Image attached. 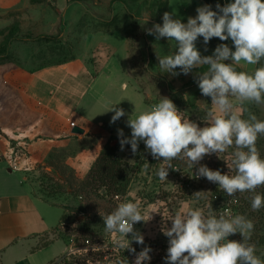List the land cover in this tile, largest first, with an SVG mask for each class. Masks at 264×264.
Returning a JSON list of instances; mask_svg holds the SVG:
<instances>
[{
  "label": "clouds",
  "instance_id": "1",
  "mask_svg": "<svg viewBox=\"0 0 264 264\" xmlns=\"http://www.w3.org/2000/svg\"><path fill=\"white\" fill-rule=\"evenodd\" d=\"M197 15L189 17L187 23L174 19L173 13L163 14V23L146 29L148 35L157 40L167 38L175 41L176 51L171 55L159 56V68L173 75H188L193 69L199 71L196 82L201 94L211 98L203 121L205 126L185 116L168 97L133 114L127 121L131 136L125 137L118 129L120 149L130 144L135 154L139 142L156 160H161L156 175L167 180L168 170L175 169L172 161L186 162L189 169L200 165L205 156L229 153L228 173L222 174L207 165H200L195 178H206L218 185L219 190L229 197L237 193H253L251 208H264V195L256 190L264 186V157L257 148L259 137L264 136V120L249 110L246 105H264V0H229L224 6L216 4V10L205 4L197 7ZM147 18L144 22H148ZM202 37L205 45L213 38L220 41L231 39L233 47L218 44L212 55L204 56L196 42ZM207 51V48H205ZM230 61V62H226ZM251 65V71L238 70L240 66ZM179 68L180 73L174 70ZM113 104L110 123H115L126 113ZM147 166V165H146ZM201 198V192L194 194ZM205 213L201 208H190L171 216V227H164L168 238L166 264H264L257 255L255 244L249 243L254 230L253 222L243 214H217L211 209ZM105 231L115 233L123 239L118 247L129 249L131 239L143 244V236L134 230V224L147 221L138 202L125 200L109 214L102 216ZM239 233L242 241L229 239ZM150 248L145 247L136 255L135 264L149 261ZM120 264H128L126 259Z\"/></svg>",
  "mask_w": 264,
  "mask_h": 264
},
{
  "label": "crops",
  "instance_id": "2",
  "mask_svg": "<svg viewBox=\"0 0 264 264\" xmlns=\"http://www.w3.org/2000/svg\"><path fill=\"white\" fill-rule=\"evenodd\" d=\"M33 1L0 0V27L8 26L7 14L29 7ZM73 1L53 0V4L59 13H66L73 11ZM228 2L167 0V12L187 23L190 16L197 15V7L208 4L216 10V4L224 6ZM46 22V27H55L57 18L49 17ZM113 37L117 36L93 34L88 39V43L104 44L93 64L82 55L36 68L14 59L0 62V264H58L67 253V245L56 233L68 211L63 204L44 199L32 177L50 168L52 176L61 183L62 169L75 171L84 179L104 147L112 138H119L118 129L130 137L127 121L134 110L133 118L152 105L139 93L138 74L132 66L127 39L119 35L115 43ZM19 43L13 45V51L22 47ZM221 43L233 47L231 39L213 38L205 45L202 37L196 46L207 56ZM258 66L242 64L239 69L251 71ZM151 86L145 89L148 93L154 91ZM124 89L133 90L127 100L119 94ZM116 103L126 115L110 123L114 113L106 111ZM261 109L264 115V105ZM18 146H25L29 159L23 158L22 168L13 169L5 156ZM117 154L123 160H134L126 144ZM26 165L28 171L23 169Z\"/></svg>",
  "mask_w": 264,
  "mask_h": 264
},
{
  "label": "rangeland",
  "instance_id": "3",
  "mask_svg": "<svg viewBox=\"0 0 264 264\" xmlns=\"http://www.w3.org/2000/svg\"><path fill=\"white\" fill-rule=\"evenodd\" d=\"M72 8L73 11L59 13L53 0H34L29 7L7 14L8 26L0 27V59L3 61L14 59L21 64L36 68L64 63L82 55L88 63L93 64L98 59L97 55L101 53L104 44L88 43L91 35L115 34L117 36L113 37L115 43L118 42L116 39L119 35H123L127 39L132 66L138 74V84L141 88L139 93L146 98L145 101L155 104L162 97H168L190 120L201 127L205 126L203 117L210 107L211 98L201 94L196 75L199 71L206 70L207 66H203L200 70L193 69L188 75L180 73L179 68L174 70L180 73L178 75L162 72L158 66V55L163 57L173 54L176 51L175 41H169L167 38L157 40L154 35H148L146 32V29L152 28L154 24L162 25L163 14L167 12V0H75ZM36 9L39 10L36 12L37 15L34 12ZM37 17H41L42 21L40 22ZM49 17L57 18L55 27H46V20ZM147 18H149L148 22L144 24ZM15 43L22 44L16 52L12 50ZM177 80L180 82L177 83ZM149 84L154 88L152 93L145 90ZM177 88L180 91H177ZM132 92V89H124L119 94L123 100H127ZM137 99L141 101L140 98ZM246 107L258 119L264 120L262 106L246 105ZM127 134L131 136V130ZM257 148L264 157V136L259 137ZM142 154L145 158L139 160V163L135 154L134 160L129 161L132 165L130 171L132 180L127 194H120L119 198L107 195L104 188L93 189L85 186L86 177L82 179L72 170H60L64 183L55 180L50 168L41 170L32 179L38 183V191L44 199L54 204H63L66 210L69 209L67 215H70L69 212L79 210L86 212L84 221H79L67 230H63L66 235H71L75 239L78 234L75 231L81 229L87 231L86 234L96 235L97 238L93 239H98L97 241L108 239L118 245V241L123 238L105 231L102 216L111 213L122 201L138 202L145 219L151 216L149 220L138 223L137 232L143 236V244L151 249L149 252L151 259L144 264H166L165 257L169 244L162 229L171 227V216L190 208H201L207 214L210 210L209 205L214 212L218 207L215 203L217 184L209 182L204 177L195 178V172L200 165H207L210 169L217 170L219 166L216 160L222 158L227 162L230 155L205 156L200 161V165H196L193 169H189L183 160H173L171 162L173 167L179 170L169 169L167 180L161 181L156 171L162 161L154 159L146 148ZM228 172L229 169H226L225 173ZM197 192H201L200 199L194 196ZM256 192L264 195V186L258 188ZM238 194L245 200L244 203L239 202V204L243 203L244 208L230 210V213L243 214L253 222L254 230L249 243L256 245L257 255L264 259V208L260 210L251 208L250 197L253 193ZM127 238L130 240V246L136 243L131 239V234ZM229 239L242 241L239 233L230 236ZM79 243L82 244L83 241ZM114 253L116 256L108 259V264H120L123 259H126L128 264H132L130 260L132 252L129 249L116 250ZM87 256V252L84 255L78 254L75 264H84L83 261ZM89 264H102V262L94 261Z\"/></svg>",
  "mask_w": 264,
  "mask_h": 264
},
{
  "label": "built area",
  "instance_id": "4",
  "mask_svg": "<svg viewBox=\"0 0 264 264\" xmlns=\"http://www.w3.org/2000/svg\"><path fill=\"white\" fill-rule=\"evenodd\" d=\"M6 159L9 160L10 166L13 169H19L21 167V161L23 158L29 159L27 157L25 146H18L13 147L12 151L9 153V155L5 156ZM23 169L29 170L28 166H23ZM218 187V185H216ZM116 198H119V196H115ZM82 198V197H80ZM215 203L218 206L216 209V213L219 214L220 212H224L226 214H231L230 210H236L239 206V201L237 198V195L235 198L229 197L225 194V196L220 195L218 192H215ZM69 209H67L68 211ZM70 215H67L68 219L63 220L60 228L57 230L56 236L58 238H61L65 240L67 245V253L65 256H63L59 261L58 264H75L76 262V256L78 254L84 255L86 252L88 253V256L84 259V264L93 263L94 261H101L102 264H108V259L111 257L116 256L115 251L116 250H122L120 247H118L117 244L113 243L111 240L104 239L97 241L98 239H93L96 237L94 234H86V232L82 231L81 229L76 230L77 232V238L75 239L71 235H66L63 230H67L68 227L71 225L77 224L79 221L82 222V220H85L86 212L84 210L69 212ZM68 214V212H67ZM72 218V219H69ZM67 221H74L73 223H68ZM134 230L138 231V223L134 224ZM115 234V233H113ZM97 238V237H96ZM79 241H83L82 244L79 243ZM131 248L135 249V253L132 252L131 257V263L135 264L136 255L142 251L145 247H148V245L134 243L130 246ZM91 257V258H89ZM67 260L69 262H67Z\"/></svg>",
  "mask_w": 264,
  "mask_h": 264
},
{
  "label": "trees",
  "instance_id": "5",
  "mask_svg": "<svg viewBox=\"0 0 264 264\" xmlns=\"http://www.w3.org/2000/svg\"><path fill=\"white\" fill-rule=\"evenodd\" d=\"M0 61H3L0 59ZM240 70V69H238ZM128 148L131 150L130 144H126ZM120 148V138L114 143V138L110 140V142L104 147L101 151L100 155L95 160L92 165L88 175L85 179V186L91 187L93 189L104 188L107 191V195L109 196H118V195H126L128 187L131 183L130 171L132 170V165L129 161L123 160L118 156V150ZM144 143H139V147L137 152L135 153L136 160L139 163V160L144 159V155L142 152L145 149ZM229 153L223 154L226 156ZM178 160V159H176ZM230 162V159L227 160ZM226 160L219 159L216 160V164L219 166L218 169L225 173L227 168ZM223 164V166H222ZM222 167V168H221ZM215 192H218L220 195L225 196V193L219 190V187L216 186ZM238 201L245 202L243 197L236 194ZM239 204L238 208H244V205ZM68 219L66 216L64 220ZM88 225V224H87Z\"/></svg>",
  "mask_w": 264,
  "mask_h": 264
},
{
  "label": "water",
  "instance_id": "6",
  "mask_svg": "<svg viewBox=\"0 0 264 264\" xmlns=\"http://www.w3.org/2000/svg\"><path fill=\"white\" fill-rule=\"evenodd\" d=\"M78 132L82 133V130H78ZM68 223H73L74 221H67Z\"/></svg>",
  "mask_w": 264,
  "mask_h": 264
}]
</instances>
